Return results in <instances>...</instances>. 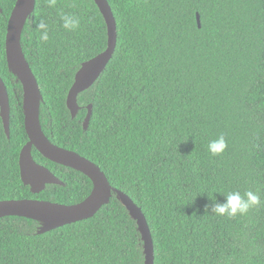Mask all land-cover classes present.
Returning a JSON list of instances; mask_svg holds the SVG:
<instances>
[{
    "label": "trees",
    "instance_id": "16d2710c",
    "mask_svg": "<svg viewBox=\"0 0 264 264\" xmlns=\"http://www.w3.org/2000/svg\"><path fill=\"white\" fill-rule=\"evenodd\" d=\"M16 0H0V76L9 96L10 137L0 117V200L38 198L74 204L92 189L83 173L35 148L36 162L63 184L32 193L20 177L22 86L5 56ZM117 27L112 58L77 96L67 92L82 62L107 45L94 0H36L21 34L42 99L48 139L88 158L113 188L144 213L154 264H264V0H107ZM201 26H197L196 14ZM80 19L77 29L61 16ZM48 25L49 39L37 27ZM92 112L86 128L87 107ZM223 135L227 148L208 151ZM251 190L261 203L244 215L211 213L214 201ZM43 223L0 218V264H144L136 221L112 192L92 217L39 233Z\"/></svg>",
    "mask_w": 264,
    "mask_h": 264
},
{
    "label": "water",
    "instance_id": "95a60500",
    "mask_svg": "<svg viewBox=\"0 0 264 264\" xmlns=\"http://www.w3.org/2000/svg\"><path fill=\"white\" fill-rule=\"evenodd\" d=\"M36 0H16L10 12L5 35V56L9 69L16 75L22 86V111L24 129L28 140L19 154L20 177L32 193L41 192L47 184L63 182L46 166L36 162L32 155L35 148L45 158L70 167L86 175L93 186L88 196L74 204L52 202L38 198L0 200V218L21 216L41 221L39 233H44L92 217L103 205L110 201L112 192L136 221L144 247V264H154V246L151 232L141 208L124 192L113 188L105 173L98 165L76 151L52 143L42 130L39 108L42 95L37 79L24 55L21 34L27 18L34 10ZM102 14L107 28L106 48L90 59L82 62L74 75L67 96L66 106L75 117L79 105L77 96L88 89L106 68L117 44V27L114 15L107 0H94ZM1 10V9H0ZM197 26H201L200 15L196 14ZM92 112L91 104L83 120L86 128ZM0 117L7 138L10 137V104L6 85L0 76Z\"/></svg>",
    "mask_w": 264,
    "mask_h": 264
},
{
    "label": "clouds",
    "instance_id": "9594fccd",
    "mask_svg": "<svg viewBox=\"0 0 264 264\" xmlns=\"http://www.w3.org/2000/svg\"><path fill=\"white\" fill-rule=\"evenodd\" d=\"M56 0H48V6L54 7ZM62 26L69 31L75 30L80 25L79 17L70 14H64L61 16ZM37 27L41 31L40 39L42 41H48V25L43 21H39ZM227 148V142L223 135H220L214 140H211L208 144V151L212 155L221 154ZM261 203L260 196L251 190L246 191L243 195L239 191L229 192L225 196L223 202L214 201L211 205V213H215L220 216L235 217L238 214H246L250 208L257 206Z\"/></svg>",
    "mask_w": 264,
    "mask_h": 264
}]
</instances>
